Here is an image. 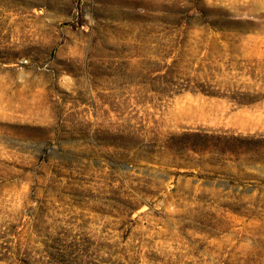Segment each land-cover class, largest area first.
<instances>
[{
  "label": "rangeland",
  "instance_id": "1",
  "mask_svg": "<svg viewBox=\"0 0 264 264\" xmlns=\"http://www.w3.org/2000/svg\"><path fill=\"white\" fill-rule=\"evenodd\" d=\"M0 264H264V0H0Z\"/></svg>",
  "mask_w": 264,
  "mask_h": 264
}]
</instances>
